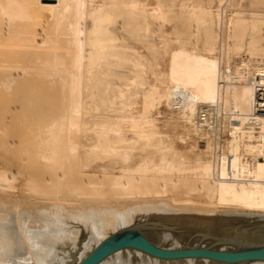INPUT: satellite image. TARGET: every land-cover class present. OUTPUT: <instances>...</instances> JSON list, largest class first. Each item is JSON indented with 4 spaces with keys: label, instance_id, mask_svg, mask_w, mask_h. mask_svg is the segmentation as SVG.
Here are the masks:
<instances>
[{
    "label": "bare ground",
    "instance_id": "1",
    "mask_svg": "<svg viewBox=\"0 0 264 264\" xmlns=\"http://www.w3.org/2000/svg\"><path fill=\"white\" fill-rule=\"evenodd\" d=\"M218 1L221 8L216 15L221 34L216 39L209 27L205 30L209 60L199 65L185 49L174 52L167 78L159 77L160 88L142 91L141 113L117 111L114 118L95 115L88 109L102 85V75H114L112 66H124L132 58L128 45L113 43L118 39L114 34L94 42L89 38L87 44L92 48L85 53L81 18L87 0H0V48L10 33L12 21L28 17L33 7L48 13L52 25L64 21L70 24L62 51H56L53 45L44 46V41L35 36L43 33L39 29L30 30L32 34L25 32L22 38L33 50L53 51L51 60H42L38 71L35 70L39 79L52 83L39 91L41 115L56 114L49 115L47 122L46 116L44 121L39 115L43 123H33L32 114L36 112L32 111L28 97L20 93L32 80L33 64L16 65L0 57V95H9L0 108V149L2 153H13L11 157L0 158V264H74L111 230L127 227L130 222L144 224L153 242L174 246L184 238V232L175 234L159 221L168 220L202 233L206 229L208 233L214 227L231 229L233 218L221 211L264 216V112L255 113L254 107V84L264 66V23L258 24L264 13H252L250 22L241 11H231L223 19L224 8L232 0ZM120 2L124 7L121 29L138 26L145 31L146 19L140 3ZM248 28L253 32L248 41L249 55L235 58L233 65L228 60L220 67L223 47L227 57L240 49ZM224 31L226 38L222 36ZM216 43H219L218 56L212 55ZM46 94L54 100L45 99ZM124 95L123 90H118L111 97ZM162 102L169 118L189 124L195 135L203 139L196 148L206 159L184 167L161 158L158 166L144 162L134 171L116 175L106 172L87 175L76 170L78 150L86 146L81 139H90L92 134L95 136L89 145L92 151L117 154L127 148L130 138L122 129L124 125L137 137L161 144L158 131L152 127L155 118L149 113ZM199 104L213 106L216 113L220 110L221 129L227 133L224 139L213 141L209 131L196 121ZM157 148L162 150L165 146ZM45 167L47 170L42 172ZM186 185L191 190L203 191L207 205L196 204L192 197H175L173 192ZM154 218L158 223H151ZM263 229L264 223L256 230H235L231 238L260 242ZM132 253L117 252L101 264H163L139 252L133 254L137 255L134 261ZM181 264L210 262L187 260Z\"/></svg>",
    "mask_w": 264,
    "mask_h": 264
},
{
    "label": "rangeland",
    "instance_id": "2",
    "mask_svg": "<svg viewBox=\"0 0 264 264\" xmlns=\"http://www.w3.org/2000/svg\"><path fill=\"white\" fill-rule=\"evenodd\" d=\"M136 1H138L144 8L143 13L146 19L145 31L139 30L138 26H133L127 30L123 28L121 29L120 22L123 18L122 13L124 12V7L122 6L120 0H87L86 9L84 11L85 16L83 13V18H81L83 40L84 43H86L84 46L85 53H87V51L92 48L87 44L89 38H91L93 40L91 41L94 42L96 39H103L104 37H108L109 35L114 34L118 39L113 43L115 45L117 44L118 46L123 43L125 44V46L128 45L129 48H127V51L132 58V62L130 61L124 66H112L111 69L114 71V75H102V85L100 86V88H98V91L91 102V105L93 106L88 109L89 112L94 113L95 115H107L115 118L114 115L117 111L134 115L141 113L143 109L142 91L152 87L160 88L159 80L163 76L167 78L170 71L171 57L174 52L183 48L190 53V59L197 60L198 64L201 65L209 60L207 57L210 56V53L206 50L205 44L206 27H209L211 29L214 38L216 35V39L218 38L217 35L220 36L221 34V23L217 19L216 15L218 9L221 8L218 0ZM232 3V6L230 5L229 7L224 8V11L222 13L223 19H226L227 15L231 11L233 13L234 11H241L247 21L250 22L252 13H264V0H232ZM158 8L160 9V11H158ZM202 10L204 11L202 12ZM23 17H18V20L16 18L12 21L10 26V33L4 39V46L0 48L1 53H3V56L0 53V57L2 60L9 61L10 63L16 65H27L28 63L29 65L33 64L31 67L32 72L35 75H33V73H31L32 75L30 74V78L32 80H30V82L28 83V88H26L25 90L20 89V93L21 96H24V98L27 99L28 97V99L32 103H29L33 107L32 111L36 112H33L34 114H32V116L34 117L33 123L40 122L42 124L43 122L42 120H40V116L44 117V121L46 116L47 118L45 122H47L49 120V115L53 116L56 114L41 115L38 109V101L40 98L39 91H41L44 86L47 87L49 83H52H47L42 77L39 79L38 77L40 76L36 71H38V68L40 66L39 64L42 60H51V54L53 51L46 48H44L46 49V51L33 50L24 43L25 40H23L22 38L24 37V34H32L30 30L34 31L35 29H39L43 33L35 36H37L38 40L44 41V46L53 45L55 46L56 51H62L64 46L66 45L65 37L70 24L69 22L64 21L57 25H52L51 23H49V14L40 11L37 7H33L30 11V14L28 15L30 19L27 17V15L26 18ZM263 17L264 14L262 15V18ZM205 20L207 21L205 22ZM263 23L264 18L263 20L259 21L258 24L262 25ZM144 33H146V35H144ZM252 35L253 32H251V30L248 28V31L244 36L242 47L236 51H232L233 53L230 52L228 57L224 52L226 48L223 47V54L221 57L222 62L220 64V67H223L228 60L230 64L233 65L232 63H234L233 60H235V58H246L249 55L248 41ZM222 36L223 38H226L227 33L225 31L222 32ZM122 38L123 40H121ZM229 40H231V37H229ZM218 44L219 43H216L215 45L216 47L212 54L214 56L219 55ZM36 63L37 65L35 66ZM34 81L37 83H35ZM105 82L110 83V85L108 84L107 86ZM167 86H170V83H168ZM116 88H118V90H123L125 92V95L121 98L115 97L114 99H112L111 95L118 92ZM102 91L104 92V94ZM8 96L0 95V108L2 107V103ZM44 98H48V100L50 101L54 100L53 97L48 96L47 94ZM94 107L96 108L94 109ZM149 115L155 118L153 119L152 127L158 131L157 134L159 136L158 138L160 139L159 142L165 146L164 149L159 150L157 148L158 145H161L159 143L157 144L158 141L156 142L154 140V142L149 143L146 139L137 137V135L131 133L128 127L124 125L122 129L125 130L124 132L127 134L128 139L130 138L128 147L124 149L125 151L122 149L121 152L119 151L117 154L107 151L103 152L100 149L92 151L89 147V145L95 140V136L92 134L90 135V137L92 136V138L90 139H81V143H85L86 146L80 147L78 150L76 170L87 175H100L102 172H106L110 175H116L120 174L121 172L134 171L135 168H137L144 162L148 165L152 164L154 167L158 166L161 158H167L171 164L179 163L184 167L196 165L200 160L207 158H205L201 150L197 149L198 143H201L203 139L195 135L193 129L189 126V124L187 125V123L182 122L181 120L179 121L178 118H176L175 121V117H170V119L167 115V108L164 106L163 102L159 105V108L150 109ZM87 118H89V116ZM117 121H121V119L118 118ZM185 128L187 129V132L185 131ZM1 131L2 130H0V132ZM195 137H197L198 139ZM228 137L229 134L226 138ZM133 139L134 143H132ZM63 147L64 146H62L61 149H63ZM5 155L7 157H11L13 156V153H11L10 151L2 153L0 149V158H3ZM43 170L46 171L47 168H42V172H45ZM49 171H52V169L50 168ZM60 171L62 172V170ZM147 172L150 173V171ZM172 172L176 171L173 170ZM163 174L165 173L163 172ZM189 176H191V174ZM190 188L191 186L186 185L180 187L173 193L175 197H192L197 200L196 204L198 203L199 205L200 203L201 205L202 203H204L202 205H205V202L208 201L205 193L203 191L191 190ZM221 213H223L224 216L233 218L230 224V230H221L220 227H214L208 230V233H206V229L202 233V231L197 229L186 230V228L180 225L178 226L169 223L171 221L168 220H165L166 222L164 220L159 222H164L163 227L170 231H173V233L175 234H183L184 232V238L182 237L179 240V243L176 245H188L194 243L206 244L207 242H212V238L221 237L223 235H232V232H234L235 230H256L260 225H262V223H264V216L257 213L242 214V212L240 213V211H227V213L226 211H221ZM240 214L241 217L239 216ZM237 215L239 218L236 217ZM153 220L151 221V223H158V219L154 218ZM129 225L140 227L143 233L146 236L150 237V235H148L149 233L146 227L143 226L144 224L140 223L141 226H139L137 223L133 224L132 222H130L125 226ZM173 228L175 231L172 230ZM116 229H113V231H115ZM113 231L111 230L109 233ZM228 231L230 234L228 233ZM151 238L152 237H150V239ZM160 245L168 246L166 243H160ZM224 247L233 246L224 245ZM134 253H132V258L134 259V261H136L137 255L135 254V256H133ZM185 262L162 263L181 264Z\"/></svg>",
    "mask_w": 264,
    "mask_h": 264
},
{
    "label": "water",
    "instance_id": "3",
    "mask_svg": "<svg viewBox=\"0 0 264 264\" xmlns=\"http://www.w3.org/2000/svg\"><path fill=\"white\" fill-rule=\"evenodd\" d=\"M54 1V0H43ZM233 235L212 238V242L201 244L164 246L153 242L140 227L129 225L119 228L101 239L84 257L74 264H101L120 251H134L161 262H185L207 260L212 264L264 263V229L261 241L232 239ZM232 245L233 247H224Z\"/></svg>",
    "mask_w": 264,
    "mask_h": 264
},
{
    "label": "built area",
    "instance_id": "4",
    "mask_svg": "<svg viewBox=\"0 0 264 264\" xmlns=\"http://www.w3.org/2000/svg\"><path fill=\"white\" fill-rule=\"evenodd\" d=\"M261 72L256 77V82L254 84V107L255 113L264 112V66L261 67ZM220 112V110H218ZM216 113V109L213 106L206 104H199L197 110V120L198 123L203 124V128L209 131L213 137V141L218 142L224 139L227 133L222 132V116ZM222 114V112H221Z\"/></svg>",
    "mask_w": 264,
    "mask_h": 264
}]
</instances>
